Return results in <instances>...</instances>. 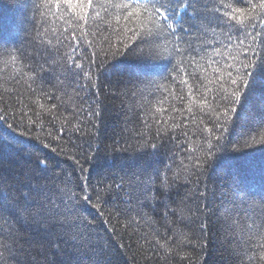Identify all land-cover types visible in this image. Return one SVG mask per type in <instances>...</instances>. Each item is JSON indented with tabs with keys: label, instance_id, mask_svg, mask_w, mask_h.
Segmentation results:
<instances>
[{
	"label": "snow or ice",
	"instance_id": "obj_1",
	"mask_svg": "<svg viewBox=\"0 0 264 264\" xmlns=\"http://www.w3.org/2000/svg\"><path fill=\"white\" fill-rule=\"evenodd\" d=\"M244 2L247 7L237 6L239 0H207L203 4L201 0H104L103 3H97L96 0H45L48 18L57 25L51 29L52 36L55 37L56 44L68 48L59 60H51L53 71L58 66L64 77H58L57 84L52 85L61 95L44 91L43 87H33L38 81L40 85L44 84L42 74L45 65L39 63V60L42 59L40 49L53 43L52 38L47 36L48 28L38 30L33 38L37 41V63L33 65L30 61L25 64L28 71L17 69L20 79L13 77L14 82L19 84L23 80L32 93L39 91L40 96L34 102L48 114L54 115L53 110L59 106L53 104L48 108L38 102L39 98L61 100L68 95V88H73L78 97L86 87L95 86L91 71L95 59L88 60L87 56L78 59L81 55L78 46L87 33L77 35L76 29L87 28L91 21L97 28V33H93L96 35L101 31L96 22L108 17L104 19V23L117 34V44H122L126 50L123 54L132 51L129 41H143L146 48H140L135 54L142 60L166 59L172 64V68L169 76L162 78L167 80L170 77L173 82L179 81L187 89V114L181 110L180 123L175 122L171 116L169 120L173 121V130L181 127L185 129L182 135L189 144L188 156L180 161V167L171 178L160 174L157 169L150 171L141 166L125 171L119 176L118 182L113 181L106 187L98 186L94 190L86 183V178H82L83 182H75L70 179L71 174L63 170L55 171L47 157L37 156L35 166L24 169L17 176L0 175V264H37L38 256L41 257V264H111L110 248L107 243L101 242L95 230V220L87 211L90 207L103 215L102 206L106 203L105 195L109 193L119 195L124 204L122 209L116 210V217L118 220L121 216L125 217L126 229L141 223L150 222L155 225L157 221L150 214L154 210L150 205L157 202L163 209L161 220L165 224L173 223V215L179 214L181 218L187 212L194 215L195 212L186 203L187 197L178 202L163 198L171 193L178 182L190 180L193 175L199 176L205 167L211 168L218 159V148L227 151L226 146L221 144L225 140L224 133L241 112L249 111L258 88L261 90V100L255 124L260 131L246 137L243 147L264 145V0H259L258 3L255 0ZM113 15L117 22L116 28L111 23ZM104 38L108 41V48L101 50L105 55L110 53L116 56L120 52L119 47L112 51L113 45L108 35L104 34ZM91 44L90 40L89 45ZM15 51L19 53L18 49ZM96 55L94 50L93 57ZM16 59V56L11 57L13 63ZM85 61L89 64L88 71L84 68ZM113 68L120 75H127L130 80L148 84L155 83L151 78L153 75H160L155 67L136 73L116 69L114 65ZM209 69L211 75H208ZM81 73L84 80L91 82L89 85L79 83ZM156 87L159 89L161 86ZM169 95L175 100H185L184 95H177L175 91ZM96 103V108L89 106L86 109L83 103L74 104V111L69 115L75 118V123L64 116L65 123L79 132L80 114L87 112L89 118L99 116V102ZM194 106L199 107V119ZM171 110L178 111L174 105ZM31 111L20 110L21 124L25 119L35 124L40 118V112L35 113L34 119ZM165 111L167 109L163 107L156 108L161 116ZM3 112L5 114H0V122L7 121V109H3ZM143 119L144 127L149 128L148 115ZM189 122L195 124L191 137L196 139H190V134L186 131ZM153 123L158 126L157 137L161 143L153 142V138L146 132H135L134 138L140 155L155 157L165 147L162 142L165 132L160 126L167 125L168 121L154 119ZM19 127L15 119L7 123V129L11 132H16ZM64 131L62 126L60 132ZM217 131L220 132L219 136H215ZM2 134L0 130V135ZM19 134L24 135V132ZM173 139L178 137L173 136ZM44 147L48 148L49 145L45 143ZM178 147L183 150L184 146L180 144ZM52 151L55 152L56 149ZM232 151L242 153L243 150L234 147ZM221 179L222 187L228 190L230 197L221 200L217 210L224 216L228 230L234 237L231 250V255L235 257L233 264L237 260L239 264H244L245 258L248 264H252V260L256 259L257 249L259 262L264 264V195L257 196L249 192L238 172L223 174ZM206 193L207 189L199 193V196L203 197ZM106 222L110 223V220ZM28 225L39 228L45 234V239H33L24 230ZM111 231L115 233L116 228L113 227ZM177 236L187 239L186 234L178 232H174L173 236L161 237L159 229L153 227L145 234V243L151 245L154 242L165 252L173 253L178 246V241L174 239ZM120 246L124 247L123 244Z\"/></svg>",
	"mask_w": 264,
	"mask_h": 264
},
{
	"label": "trees",
	"instance_id": "obj_2",
	"mask_svg": "<svg viewBox=\"0 0 264 264\" xmlns=\"http://www.w3.org/2000/svg\"><path fill=\"white\" fill-rule=\"evenodd\" d=\"M96 2L103 3L104 0H96ZM206 2L207 0H201L202 4ZM255 2L258 3L259 0ZM44 5L45 0H0V114H5L3 109H7V121L0 122V130L3 132L0 135V175L17 176L24 169L34 167L35 158L40 156L47 157L55 171L63 170L71 174L70 179L75 182H83L82 178H86V183L90 184L93 190L98 186L106 187L113 181L118 182L119 176L125 171L141 166L150 171L153 168L157 169L160 174H166L171 178L180 167V161L188 156L189 144L185 142L182 135L185 129L181 127L173 130L171 127L173 121L169 120L171 116L175 122L180 123L181 110H184L185 115L187 114L185 110L188 100L187 89L179 81L173 82L170 77L167 80L162 78L169 76L172 68V64H169L166 59L142 60L135 54L140 48H146L143 41H129L132 51L123 54L126 50L122 44H117V34L104 23V19L108 17L96 22L101 30L96 35L93 33H97V28L91 21L87 28L76 29L77 35L81 32L87 33L78 46V52L81 54L78 59H83L84 56H87L88 60L95 59V63L91 65L95 86L86 87L78 97L75 96L73 88H68V95L63 96L61 100L39 98L38 102L48 108L53 104L59 106L53 110L54 115L48 114L34 102L40 96L39 91L32 93L23 80L19 84L14 82L13 77L20 79L17 69L28 71L24 67L25 64H29L30 61L33 65L37 63L35 58L37 41L33 38L38 30L48 28L47 36L52 38L53 43L40 49L42 59L39 60V63L45 65V71L42 74L44 84L40 85L38 81L33 87H43L44 91L61 95L52 88V85L57 84L58 77L60 79L64 77L58 66L53 71L54 66L51 65V60H59L68 48L56 44L51 29L57 25L49 20ZM237 6L247 7L244 0H239ZM111 23L113 28L117 27L114 15ZM104 34L108 35L113 45L112 51L119 47L120 52L116 56L110 53L105 55V52L101 50L108 48V41L105 40ZM15 49H18L19 53ZM94 50L97 53L95 57H93ZM20 53H23L22 57ZM12 56L17 57L14 63L11 60ZM113 65L116 69H127L132 73L155 67L160 75H153L151 78L155 83L148 84L130 80L127 75H120L114 70ZM84 68L85 71L89 70L87 61L84 62ZM208 75H211L210 69ZM79 83L89 85L91 82L84 80L81 73ZM156 85L161 87L157 89ZM209 87H215V85H209ZM173 91L177 95H184L185 100L182 102L173 99L169 95ZM133 93L136 95L133 96ZM166 96L168 99H164ZM260 100L261 90L258 88L249 111L241 112L228 125V130L224 133L225 140L221 141L227 151L217 149L218 159L214 161L213 166L205 167L199 176L193 175L190 180L178 182L171 193L163 198L166 201L178 202L187 197L186 203L195 212L194 215L192 212H187L184 218H181L179 214L173 215L171 217L173 223L165 224L161 220L163 209L157 202L150 205V208L154 209L150 214L153 220L157 221L155 225L150 222L141 223L126 229L125 217L121 216L119 220L116 217V210L124 207L119 195L115 193L105 195L106 203L102 206L103 215L96 209L90 207L87 209L95 220V230L101 242L107 243L110 248L111 264H233L235 257L231 255V250L234 237L228 230V223L224 216L217 210L221 200L230 197L228 190L222 187L221 177L223 174L230 175L234 171L238 172L242 182L248 186L249 192L257 196L264 195V145L243 147L246 137L260 131L255 124ZM97 101L99 116L89 118L87 112L80 114L78 119L81 130L79 132L65 123L64 116H68L69 120L75 123V118L69 115L74 111V104L83 103L85 109L89 106L96 108ZM173 105L178 111L172 112ZM157 107H163L167 111L161 116L156 112ZM21 109L25 112L31 109L30 114L34 119L35 113L40 112V118L35 124L29 123L27 119L21 124ZM194 111L199 119V107L194 106ZM220 111L222 112L223 108ZM145 115H148L149 128L144 127ZM211 118L214 119V117ZM13 119L20 125L16 132L7 129V123L13 122ZM154 119L168 121L167 125L160 126L165 132L162 141L165 147L155 157L140 155L134 138L135 132H146L153 138V142L161 143L157 137L158 126L153 123ZM62 126L65 128L63 133L60 132ZM194 129V122H189L186 131L189 132L190 139H196L191 137ZM20 132H24V135H20ZM204 135L207 136V133ZM219 135L220 132L217 131L215 136ZM173 136L178 139H173ZM45 143L49 145L48 148L44 147ZM180 144H183V150L178 147ZM234 147L241 148L242 153L233 152ZM205 189H207L206 195L200 197L199 193L205 192ZM106 220H110V223ZM113 227L116 228L115 233L111 231ZM153 227L159 229L161 237L173 236L174 232H178L186 234L187 239L182 236L175 237L174 239L178 241L176 251L167 253L154 242L151 245L145 243V234L149 233ZM24 230L35 240L45 239V234L34 225L25 226ZM121 244L124 247H121ZM255 256L256 259L252 260V264H260L259 249ZM37 264H41L39 256ZM236 264H239L238 260ZM244 264H248L247 258Z\"/></svg>",
	"mask_w": 264,
	"mask_h": 264
}]
</instances>
